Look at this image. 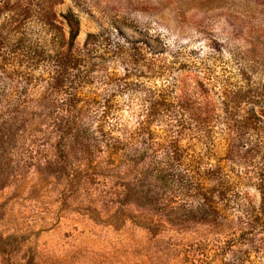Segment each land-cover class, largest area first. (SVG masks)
<instances>
[{"label":"rangeland","instance_id":"1","mask_svg":"<svg viewBox=\"0 0 264 264\" xmlns=\"http://www.w3.org/2000/svg\"><path fill=\"white\" fill-rule=\"evenodd\" d=\"M128 67L139 84L121 92ZM155 87L202 128L181 140L202 158L200 195L147 199L131 164L54 130L108 97L134 124ZM0 94V264H264V0H0ZM178 116L152 127L175 130Z\"/></svg>","mask_w":264,"mask_h":264},{"label":"trees","instance_id":"2","mask_svg":"<svg viewBox=\"0 0 264 264\" xmlns=\"http://www.w3.org/2000/svg\"><path fill=\"white\" fill-rule=\"evenodd\" d=\"M62 16L68 27V45L71 46L78 34V19L70 11ZM97 37L96 34H87L83 46L88 54L94 52L96 45L89 40ZM15 49L16 52L26 53L28 58H33L36 53L35 47L21 45L19 41L15 43ZM117 49V52L122 54L121 49L119 47ZM88 58L89 55H68L64 60L71 61L73 67L81 68L89 64ZM135 72H138L137 68H124V77L120 78L116 85L119 91L130 92L138 87V81L129 79L137 74ZM139 76L136 75V78ZM141 101L143 113L134 124L119 119L115 112L116 108H111L108 97L104 99L105 103L102 105L104 108L95 118L57 119L53 122L54 130L56 133H70L75 139H79L82 147L90 153L104 154L111 159H120L123 163L131 164L134 171L131 185L133 187L136 185L138 188L147 185L145 191V195H148L147 199L153 194L158 200H167L174 191L182 193L184 189L196 190V194L200 195L199 191L203 190L199 171L202 158L200 155H194V151L188 153L181 143L185 135L191 138L200 136L202 128L199 121L192 117L193 108L187 107L181 101L173 105L166 90L156 87L145 89ZM175 114L180 115L176 120L175 130L168 132V129H163L159 132L153 129L152 123L155 120L160 121L164 118L170 121L174 118L170 116ZM146 157L148 159H145ZM141 162L144 165L139 168ZM220 171V167H214L207 169V174L210 178L216 179L219 187L225 190L224 183L227 181ZM136 191L140 195V191ZM202 198L206 199V195Z\"/></svg>","mask_w":264,"mask_h":264}]
</instances>
